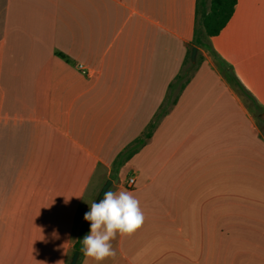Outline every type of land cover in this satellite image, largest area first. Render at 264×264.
Wrapping results in <instances>:
<instances>
[{
    "label": "crops",
    "instance_id": "obj_1",
    "mask_svg": "<svg viewBox=\"0 0 264 264\" xmlns=\"http://www.w3.org/2000/svg\"><path fill=\"white\" fill-rule=\"evenodd\" d=\"M196 1L0 0V264H68L87 201L174 99L110 179L144 220L101 264H264V40L233 33L236 0L192 62Z\"/></svg>",
    "mask_w": 264,
    "mask_h": 264
},
{
    "label": "clouds",
    "instance_id": "obj_2",
    "mask_svg": "<svg viewBox=\"0 0 264 264\" xmlns=\"http://www.w3.org/2000/svg\"><path fill=\"white\" fill-rule=\"evenodd\" d=\"M68 200L65 199V203ZM84 220L90 222V232L81 240L80 251L85 258L101 264L116 255L111 242L118 235L133 234L141 227L144 216L139 200L131 192L123 189L114 192L109 188L98 203H91ZM58 262L63 264V260Z\"/></svg>",
    "mask_w": 264,
    "mask_h": 264
},
{
    "label": "trees",
    "instance_id": "obj_3",
    "mask_svg": "<svg viewBox=\"0 0 264 264\" xmlns=\"http://www.w3.org/2000/svg\"><path fill=\"white\" fill-rule=\"evenodd\" d=\"M235 4L236 0H197L191 47H196L198 49H210L209 38L217 36L225 27L226 23L229 21L234 12ZM186 63H189V59L186 60ZM194 66V64L189 63V66L186 69H182L180 75L176 77V81L180 82L184 80L185 82L188 73L193 69ZM175 100L176 99H174L172 102L164 104V108H160V111L156 114L154 120L147 125L144 132L116 156L112 164L110 179L113 180L116 178L119 167L135 152H137L145 144L147 139L150 138L152 131L156 127L159 117L165 114L167 108L171 103H174ZM89 229L90 222L83 220L77 231L71 250V255L75 251L78 252L76 264H79L80 258L83 254L80 251L82 247L81 240L86 234H88Z\"/></svg>",
    "mask_w": 264,
    "mask_h": 264
},
{
    "label": "rangeland",
    "instance_id": "obj_4",
    "mask_svg": "<svg viewBox=\"0 0 264 264\" xmlns=\"http://www.w3.org/2000/svg\"><path fill=\"white\" fill-rule=\"evenodd\" d=\"M240 6L235 18L236 30L233 33L247 38H262L264 40V0H239ZM214 59L220 66L225 69L229 60L221 59L218 55H214ZM229 59L234 63L236 69L240 70L243 62V56L240 52L234 51ZM227 63V64H226ZM264 99V97H263ZM262 109H264V101ZM260 105V104H259ZM259 109V108H255ZM258 111V110H257ZM92 200L87 201L88 206L85 212L90 210ZM69 258V257H68Z\"/></svg>",
    "mask_w": 264,
    "mask_h": 264
},
{
    "label": "water",
    "instance_id": "obj_5",
    "mask_svg": "<svg viewBox=\"0 0 264 264\" xmlns=\"http://www.w3.org/2000/svg\"><path fill=\"white\" fill-rule=\"evenodd\" d=\"M195 55H196V48L193 47L192 50H191V55H190V59H191L192 62L195 61ZM111 183H112V181L110 179H107L104 182V184L101 186V188L97 192L93 202H97L98 203L103 198V193L108 190V188L110 187ZM77 259H78V252L75 251V252H73V254H72L71 258H70L69 264H76Z\"/></svg>",
    "mask_w": 264,
    "mask_h": 264
},
{
    "label": "built area",
    "instance_id": "obj_6",
    "mask_svg": "<svg viewBox=\"0 0 264 264\" xmlns=\"http://www.w3.org/2000/svg\"><path fill=\"white\" fill-rule=\"evenodd\" d=\"M76 68L78 69V71H80L82 74L84 75H88V70L82 65V64H77ZM133 178L128 179V186L131 187L133 185Z\"/></svg>",
    "mask_w": 264,
    "mask_h": 264
}]
</instances>
